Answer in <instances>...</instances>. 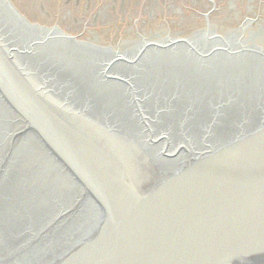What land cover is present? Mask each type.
<instances>
[{
    "label": "water",
    "instance_id": "95a60500",
    "mask_svg": "<svg viewBox=\"0 0 264 264\" xmlns=\"http://www.w3.org/2000/svg\"><path fill=\"white\" fill-rule=\"evenodd\" d=\"M261 32L107 48L0 0V264H264Z\"/></svg>",
    "mask_w": 264,
    "mask_h": 264
},
{
    "label": "rangeland",
    "instance_id": "374dc122",
    "mask_svg": "<svg viewBox=\"0 0 264 264\" xmlns=\"http://www.w3.org/2000/svg\"><path fill=\"white\" fill-rule=\"evenodd\" d=\"M30 22L41 26H58L63 31L81 36L84 30L94 32L109 44L129 39L136 29L158 30L165 20L182 31L202 27L209 16L225 22L229 16L244 19L264 18V0H9ZM180 19H183L181 22ZM75 20H78L75 24ZM136 21L138 26H135ZM224 21V20H223ZM178 22V23H179ZM262 21L256 26H262ZM175 29V28H174ZM132 30V31H128ZM146 30V31H147ZM113 33H111V32ZM137 40L135 36H132ZM118 41V42H117ZM115 45V46H116Z\"/></svg>",
    "mask_w": 264,
    "mask_h": 264
},
{
    "label": "bare ground",
    "instance_id": "6f19581e",
    "mask_svg": "<svg viewBox=\"0 0 264 264\" xmlns=\"http://www.w3.org/2000/svg\"><path fill=\"white\" fill-rule=\"evenodd\" d=\"M20 12V11H19ZM254 17H251V18H240V19H235V18H230L231 16H229L226 20H228L227 22H225V19H223L221 22H219V20H213V18H211L209 16V14L207 15L206 18H204V20L202 21L203 25L202 27H197V28H192V30L190 31H182L180 29H177L178 27H171L170 25L172 24H177V25H181L182 23H180L179 21L175 22V23H171L168 21V20H165L164 21V24L161 25V29H158V30H155L153 29L151 32V30H147V29H139L137 28L136 31L137 33L135 34H132V36H135L137 37L136 39L138 40V38L141 36V37H151V40L149 41H146V42H154L155 40H161L165 37H163L162 35H166V36H170V37H176V36H186V35H193V36H197V35H208V34H215V35H219V34H230V33H238V34H241V33H252V32H258V30H261L263 33L264 32V18L260 17V15L256 14V15H253ZM180 21L182 22L183 19H180ZM259 21H262L261 24L262 26H258L256 27L258 24H259ZM30 22V20H29ZM179 22V23H178ZM32 23V22H31ZM34 23V22H33ZM32 23V24H33ZM35 24V23H34ZM38 24V23H37ZM138 22L136 21L135 23V26H138ZM175 28V29H174ZM245 28H248V29H245ZM147 30V31H146ZM128 31H132V30H128ZM65 32V34L67 33V31H63ZM111 32V31H110ZM70 33V32H69ZM113 33V32H111ZM72 36L73 34L70 33ZM144 34V35H143ZM156 34H158L159 36L157 37ZM132 36L127 39L129 40L130 42H135L136 40L134 38H132ZM76 37V39L80 40V41H85V38L83 39L82 38V35L81 36H74ZM132 40V41H131ZM143 39L140 38V41H142ZM157 40V41H158ZM86 41H88V39H86ZM121 41H124L122 38L120 40ZM99 42L101 43L100 45L101 46H104V47H113L115 48L116 44H109L107 41H104V40H99ZM118 42V41H117ZM119 42V43H120ZM144 42V41H143ZM141 42V43H143ZM156 42V41H155ZM117 43V44H119ZM99 45V44H97ZM68 51V49H67ZM70 53V52H69ZM72 55V57L75 59V60H79L81 62H84V61H89V60H94V59H85L84 58H80L79 56H74L75 54L73 53H70Z\"/></svg>",
    "mask_w": 264,
    "mask_h": 264
},
{
    "label": "flooded vegetation",
    "instance_id": "af4514ba",
    "mask_svg": "<svg viewBox=\"0 0 264 264\" xmlns=\"http://www.w3.org/2000/svg\"><path fill=\"white\" fill-rule=\"evenodd\" d=\"M77 22H78V20H75L74 23L77 24ZM83 31H85L87 33V35H88V38L87 39H91V40H95V39L102 40V38L100 36L98 37L97 35H94V32L89 31L87 28H84Z\"/></svg>",
    "mask_w": 264,
    "mask_h": 264
}]
</instances>
